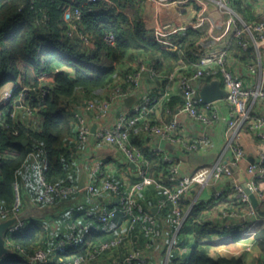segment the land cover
I'll use <instances>...</instances> for the list:
<instances>
[{
  "label": "trees",
  "instance_id": "obj_1",
  "mask_svg": "<svg viewBox=\"0 0 264 264\" xmlns=\"http://www.w3.org/2000/svg\"><path fill=\"white\" fill-rule=\"evenodd\" d=\"M84 1L0 0V86L7 81H20L13 89L14 93L21 87L36 89L40 76H43L49 85V93L46 96L41 100L29 102L30 108L37 107L38 126L17 123L12 116V108L4 114L6 123L3 124L0 120V150L7 153L0 158V207L8 208L13 203V180L16 173L23 168L30 153L29 148L32 151L40 149L46 155L48 165L45 175L49 181L77 185L72 167V150L65 146L68 138L74 133L67 104L77 92H98L117 74L119 65L128 62L132 64L123 71V80L116 82L124 88L129 85L127 80H124L126 75L136 72L143 62L151 63L156 72L155 78L160 79L163 84L165 75L171 72L178 62L189 64L192 71L196 69L199 56L195 51L204 31L201 27L193 26L194 22L182 26L171 20H161L163 24L169 23L170 26L159 31L155 27L146 26L142 18L143 0H96L88 3ZM231 1L245 22L264 19L263 14H254L247 0ZM77 7L81 11L79 19L73 15ZM171 8L182 13H185L187 8H192L196 14L199 6L195 3L178 4L165 9ZM107 32L113 34V43L105 41L104 35ZM237 40V35H232L229 52L235 56L239 52V57L244 62H255L254 49L248 47L243 50ZM180 69L191 72L186 66ZM149 114L148 120H139L131 127L129 138L132 144L141 149L144 155L142 167L147 174L158 181L169 183L168 174L176 161L163 160L160 152L143 146L141 142L144 138L141 126L148 121L155 124L150 120ZM244 124L249 127L248 122ZM134 129L142 134H139L141 139L132 141L131 133ZM136 179H139V176ZM32 181L33 185L34 177ZM147 186L157 188L159 197L163 196L162 190L155 183ZM80 192H83V189L67 198L57 199L52 204L62 202ZM239 201L236 199L230 203L227 200L225 203L229 205L226 204L225 207L228 210L236 209ZM220 203L199 202L193 206L188 217L197 241L184 255L178 253V247H172L167 264H241L236 257L212 256L207 247L199 242L223 233L217 229L214 218L219 215L215 205ZM39 204L46 206L44 203ZM117 204L113 202L105 207ZM207 211L215 212V216L209 217ZM256 211L258 216L264 217V200L256 203ZM80 212L81 209L75 211L71 220L76 223L77 228L88 226L84 237L55 250L47 264H62L67 255L71 254L85 255L95 243L108 240L126 229L125 226L121 227L125 217L120 212L110 218L108 223L98 220L100 209L85 210L81 214ZM241 217L244 219L245 215ZM231 231L233 238L238 239L240 224L237 223ZM45 234L42 220L34 217L21 228L11 232L8 238L28 253H32L44 243ZM131 235L132 241L140 238L144 241L145 237L138 226L133 228ZM255 240L264 251V228L255 234ZM125 249L126 245L121 244L114 252L115 257L122 259L121 255ZM0 264L29 263L13 251L4 257ZM129 264L137 262L132 261Z\"/></svg>",
  "mask_w": 264,
  "mask_h": 264
},
{
  "label": "built area",
  "instance_id": "obj_2",
  "mask_svg": "<svg viewBox=\"0 0 264 264\" xmlns=\"http://www.w3.org/2000/svg\"><path fill=\"white\" fill-rule=\"evenodd\" d=\"M96 0H85L84 3L94 2ZM219 9L229 14V23H236V13L230 7L231 0H214ZM195 3L199 6L196 13L197 20L193 26H199L204 23L205 11L207 9L206 0H143L142 18L146 24L151 21L154 27L162 31L170 26L169 23H162L158 21L157 14L159 7H169L174 5ZM160 9V8H159ZM81 11L77 7L74 9L73 15L75 18H80ZM232 35L236 34L238 37V44L243 50L250 46H254L259 51L260 44L264 42V20L245 22L242 26L234 25L232 28ZM104 39L108 43H113L114 37L111 32L104 35ZM223 44L219 48H209L207 45L197 47L195 54L199 56L196 62V69L187 72L181 70L180 67L173 69L165 75V88L159 92L158 95H144L130 109L121 108L118 111L112 123L102 122L109 113L112 104L118 100L123 101L129 97L131 89L138 83L141 73H147L152 79H155L156 72L150 62H143L139 65L136 72L131 75H126L124 80H127L129 85L124 88L120 83L114 84L109 89L106 96L94 97L87 99L84 104L78 102L68 103L67 108L72 124L75 126L74 138L78 146L84 145L91 133L88 112L92 117L100 121V126L96 131V136L102 141L113 144L119 149L124 157L129 162H134L137 167V175L139 179L128 185L114 182L103 175L102 161H97L91 167L90 181L86 183V190L88 194L98 196L100 194H108L111 198L109 204L117 201V205L101 208V213L98 220L108 223V220L116 216L117 212L125 217L124 224L126 229L111 236L108 240L95 243L91 249L84 254L67 255L66 260L62 264H87L89 260L102 257L111 251L116 250L121 244H126V249L122 253V259L113 257L111 264H129L136 261L137 264H155L148 256L147 250L152 246V241L160 237L162 231L158 225L156 216L143 204L139 192L147 185L155 183L158 188L162 190L163 196L159 200L160 206H166L172 215V224L175 226V233L183 226L186 216L183 210V201L185 195L190 188L195 184L217 183L225 177H231L237 174L236 170L240 161L245 157V149L239 142V130L244 126L245 122L249 123V128L254 130L256 134L264 140V116H254L250 107V99L256 97L264 98V74L261 71V76L257 79L255 84L245 86L240 77V74L233 71L228 66V59L230 58L229 42L230 38H225ZM250 71L256 73L257 66L251 65ZM221 74L226 93L224 98L231 105V118L229 125L236 128L235 137L229 143V148L233 153L232 160L225 162L220 160L213 165L201 166L189 173L179 174L177 164L173 163L168 174L169 183L158 181L149 176L146 170L142 167L144 162V155L139 147L132 144L130 141L131 127L139 120H148L147 115L152 108L165 97L166 89L170 83L177 78L178 88L182 96V110L190 117L209 126L213 118H217L216 112L208 115L207 111L211 108V102H204L199 95L198 82L201 84L206 80H210ZM19 85V84H18ZM49 93V85L43 76L39 78V84L35 88L29 89L21 87L17 93L12 89H4L0 86V120L5 124L4 114L12 108V116L18 123L21 117L18 116V108H22L24 112L35 118L37 121V107L30 108L29 102L32 100H41ZM170 112V111H169ZM17 115V117H16ZM31 126L35 127L32 123ZM8 127V124H6ZM179 127V120L172 114L171 118L163 123L151 124L148 122L141 126L142 132L148 135H156L161 138H167L173 142L180 141L177 135ZM16 132V129H14ZM208 141V135L203 133L195 142H191L189 147L196 148L198 143L203 144ZM157 152L162 154V159L173 162L174 159L164 149L158 147ZM5 150H0V158L6 155ZM27 160L33 161L36 166L37 179L39 183V192L35 197V202L51 205L57 199L67 198L68 196L77 193L80 189L78 185L57 184L49 181L45 175L47 170V157L40 149L38 151H30ZM25 161V162H26ZM25 164V163H24ZM244 171V170H243ZM241 171V172H243ZM245 173L249 176L246 179V186L254 194L257 202L264 200V153H261L258 159L246 165ZM96 181L99 182L98 186ZM235 189L238 191L239 200L246 205L248 226L242 231V234H247L251 230V222L254 219H260L256 211V204L251 200L249 192L241 185L240 182L235 183ZM14 200L10 207H0V215L3 217L13 218L14 221L4 232V245L8 252L4 254L2 259L11 252H15L18 257L25 260L29 264H47L55 250L61 246H68L77 242L84 237L88 227L82 229L77 228L75 222L69 224V231L65 236L60 237L54 244L47 247H38L32 253H28L24 248L14 244L8 235L24 226L28 220L23 217L24 199L22 193L21 183L18 179L17 173L13 180ZM225 212L224 206L222 207ZM238 212H231V215H237ZM225 214V213H224ZM227 214V213H226ZM250 221V222H249ZM236 224L231 223L230 228ZM135 226L145 236L141 246H136L132 243L131 231ZM47 227V225H46ZM124 227V228H125ZM242 230V229H241ZM254 232L252 236H254ZM131 242V245L129 244ZM254 241L256 242L255 238ZM175 243V242H174ZM173 244L172 247L176 246ZM249 249V248H248ZM0 261V262H1Z\"/></svg>",
  "mask_w": 264,
  "mask_h": 264
},
{
  "label": "crops",
  "instance_id": "obj_3",
  "mask_svg": "<svg viewBox=\"0 0 264 264\" xmlns=\"http://www.w3.org/2000/svg\"><path fill=\"white\" fill-rule=\"evenodd\" d=\"M247 1L249 2L250 9L255 15H264V0ZM206 2L207 9L205 11L204 23L198 26L204 31L198 47L207 45L209 48H219L222 46L225 38L232 37L233 26H242L245 21L241 14L236 11L232 1H230V7L236 13V23H229V14L219 9L214 0H206ZM162 8L165 9L166 7ZM163 11H165V15L162 16V18H160L159 13L157 14V20L160 22H162L161 20L168 21L173 18L174 20H171V22L173 21L176 24L186 26L197 20L195 11H193L192 8H187L185 13L177 10L175 11L173 8L170 10L165 9ZM147 26L154 27L151 21ZM250 47H252L256 53L255 62H244L239 57V52L237 56L230 52V58L228 59V66L233 71L240 74L245 86L255 84L257 79L261 76V71L264 74V42L260 44L259 51L253 45ZM131 64L132 63L128 62L119 65L117 74L114 75L98 92L92 91L91 93H86L84 91H79L68 103L78 102L83 105L87 99L106 96L112 85L123 80V71ZM254 64L257 66L256 73H252L249 68ZM133 65L135 68V64ZM185 66L192 71L190 65L183 62L176 63L173 66V69L177 67L184 68ZM214 78L219 79L221 86L225 88L221 74H218V76ZM210 80H206L202 84L209 82ZM18 84H20V81H7L2 87L4 89L13 90ZM163 86L164 84L160 79H152L147 73H141L139 83L131 89L129 93L128 101H126V98L123 101L118 100L113 103L109 113L102 122L112 123L117 116L119 109L122 107L130 109L132 105L144 95H158L159 92L165 88V86ZM166 93L165 97L160 99V101H158V103L152 108L149 114L150 120L155 123H163L168 121L171 118V115L174 114L179 120L177 135L180 138V141L173 142L167 138L148 135L146 133H143L144 138L141 139L140 135L142 134H140L137 129H134L131 133L132 141L140 138L143 146L151 149H156L158 147L163 148L164 152L169 154L176 161L179 174L189 173L204 165H213L220 160L230 162L233 153L229 148V143L234 139L237 130L229 125V119L231 118L232 113L231 105L224 96L211 102V108H209L207 114L210 115L212 112H216L217 118H213L211 124L205 126L203 122L190 117L182 110V96L178 88L177 78L170 83L166 89ZM250 107L254 116H264V98L259 96L251 98ZM18 116L19 118H22L21 121H23V123H32L35 127L38 126L39 121L24 112L22 108H18ZM88 116L91 130L89 140L84 145L78 146L77 141L74 138L75 126L73 124L74 133L65 143V146L72 150V167L76 174L77 185L81 175L85 174L86 186V183L90 181L91 167L97 161H102L103 163V175L114 182L128 185L137 180V167L129 162L116 146L102 141L96 136L100 121L93 118L90 112H88ZM238 132L239 142L245 149V157L240 161L239 167L235 169L237 174H233L231 177H225L215 184L207 183L203 185H193L184 197L183 210L186 220L178 232L175 233L176 228L172 224V215L168 207L159 205L161 197H159L160 192L156 191L157 188L155 189L154 187L146 186L139 192L142 202L145 207L156 216L158 225L162 231L161 236L155 238L152 241V246L147 250L149 258L155 264L168 263L170 250L173 244L175 245V243H177L176 247H178V253L184 255L197 241L191 220H189L188 216L193 206L199 202H224L215 205V208L219 210V215L216 217H214L215 212L207 211L209 217L215 218L217 229L222 230L223 233L215 235L210 239H202L199 241L200 244L207 247L212 256L236 257L240 260L241 264H264V251H262L259 244L254 241L255 234L264 228V217L254 219L251 222V230H249L252 232L242 234V231L247 228V221L249 220L246 215V205L239 201L236 209L233 208L228 210L225 207L226 204L227 206L229 205V203H225V201L228 200L232 203L233 200H239L238 191L234 186L236 182H240L243 187L246 185V179H249V176L245 173L246 165L255 161L261 153H264V140L259 137L254 130H251L246 124H244ZM203 133L208 135V141L203 144L198 143L196 148L189 147L190 143L199 139ZM36 175V166L31 160H27L23 165V168L17 173L24 199L22 215H24L23 217L28 221L34 217L41 219L43 229L46 232L44 243H42L40 247L51 246L52 241L55 243L60 237L67 234L69 231V224L74 222L71 219L75 211L81 209V214L85 210H93L96 208L101 210V208H104L109 204L111 199L106 193L100 194L97 197L88 194L84 187L83 192H80L62 202L46 206L40 205L35 202V197L39 192V183L38 179L36 180ZM32 177L35 178V183L33 185ZM98 184L99 182L96 181L97 186ZM114 202L117 203V201ZM223 206L225 212L223 211ZM231 212L238 213L237 215H231ZM244 215L245 217L243 219L241 216ZM205 217L207 216L205 215ZM9 219L11 218L0 215V222H5ZM231 223L240 224V236L238 239H234L231 234L232 231L229 227ZM124 226L125 224L122 223L121 227ZM253 232L255 233L254 236H252ZM41 239H43V235H41ZM141 240L142 239L140 238L137 241H132V243L136 246H141L143 243ZM129 244L131 245L130 241ZM114 252L115 250L104 254L102 257L96 258L87 264H111L113 257H115Z\"/></svg>",
  "mask_w": 264,
  "mask_h": 264
},
{
  "label": "water",
  "instance_id": "obj_4",
  "mask_svg": "<svg viewBox=\"0 0 264 264\" xmlns=\"http://www.w3.org/2000/svg\"><path fill=\"white\" fill-rule=\"evenodd\" d=\"M199 86V95L202 98L204 102H212L216 99L222 98L225 93L226 89L221 86L219 79L213 78L209 82H206L204 84H201L198 82ZM128 101V98L126 99ZM26 143V141H24ZM30 151H32L31 148H29ZM134 166L136 164L134 162H131ZM78 187L80 189H83L85 187V174H82L79 181H78ZM245 189L247 192H249L251 200L253 201L254 204L257 203V200L254 196V194L250 191V189L244 185ZM14 219L11 218L5 222H0V260L4 254L8 252V249L4 245V232L5 230L9 227L11 223H13Z\"/></svg>",
  "mask_w": 264,
  "mask_h": 264
},
{
  "label": "rangeland",
  "instance_id": "obj_5",
  "mask_svg": "<svg viewBox=\"0 0 264 264\" xmlns=\"http://www.w3.org/2000/svg\"><path fill=\"white\" fill-rule=\"evenodd\" d=\"M163 10H165V9H163V8H160V9H159V15H160V18H162V16L165 15V11H163ZM171 20H174V19L172 18Z\"/></svg>",
  "mask_w": 264,
  "mask_h": 264
},
{
  "label": "bare ground",
  "instance_id": "obj_6",
  "mask_svg": "<svg viewBox=\"0 0 264 264\" xmlns=\"http://www.w3.org/2000/svg\"><path fill=\"white\" fill-rule=\"evenodd\" d=\"M224 234H226V233H224Z\"/></svg>",
  "mask_w": 264,
  "mask_h": 264
}]
</instances>
